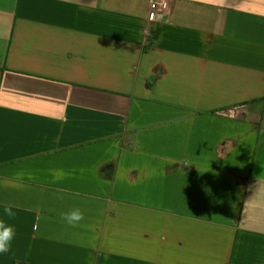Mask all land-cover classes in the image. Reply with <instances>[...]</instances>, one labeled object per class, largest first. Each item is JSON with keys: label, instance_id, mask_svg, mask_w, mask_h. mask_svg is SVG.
I'll return each instance as SVG.
<instances>
[{"label": "crops", "instance_id": "obj_1", "mask_svg": "<svg viewBox=\"0 0 264 264\" xmlns=\"http://www.w3.org/2000/svg\"><path fill=\"white\" fill-rule=\"evenodd\" d=\"M148 1L0 0V264H264V0Z\"/></svg>", "mask_w": 264, "mask_h": 264}, {"label": "clouds", "instance_id": "obj_2", "mask_svg": "<svg viewBox=\"0 0 264 264\" xmlns=\"http://www.w3.org/2000/svg\"><path fill=\"white\" fill-rule=\"evenodd\" d=\"M12 208V205L6 204L3 208V217H0V254H6L10 251L12 241L16 235L13 226L4 218H12L15 216ZM61 217L69 226L73 227L84 219L83 213L78 208L62 213Z\"/></svg>", "mask_w": 264, "mask_h": 264}, {"label": "built area", "instance_id": "obj_3", "mask_svg": "<svg viewBox=\"0 0 264 264\" xmlns=\"http://www.w3.org/2000/svg\"><path fill=\"white\" fill-rule=\"evenodd\" d=\"M170 0H149L148 5L150 8H165Z\"/></svg>", "mask_w": 264, "mask_h": 264}]
</instances>
